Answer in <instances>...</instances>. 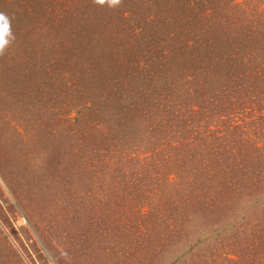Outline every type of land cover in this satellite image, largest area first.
I'll use <instances>...</instances> for the list:
<instances>
[{"label":"rangeland","instance_id":"374dc122","mask_svg":"<svg viewBox=\"0 0 264 264\" xmlns=\"http://www.w3.org/2000/svg\"><path fill=\"white\" fill-rule=\"evenodd\" d=\"M0 13V264H264V0Z\"/></svg>","mask_w":264,"mask_h":264},{"label":"clouds","instance_id":"9594fccd","mask_svg":"<svg viewBox=\"0 0 264 264\" xmlns=\"http://www.w3.org/2000/svg\"><path fill=\"white\" fill-rule=\"evenodd\" d=\"M95 2L103 5L106 0H95ZM107 2L111 5H117L120 0H107ZM11 39H14V37L11 36L10 21L5 14L0 13V56L5 54Z\"/></svg>","mask_w":264,"mask_h":264},{"label":"trees","instance_id":"16d2710c","mask_svg":"<svg viewBox=\"0 0 264 264\" xmlns=\"http://www.w3.org/2000/svg\"><path fill=\"white\" fill-rule=\"evenodd\" d=\"M184 46H185V44H184ZM222 182H225V187L228 186V188H232L234 186L231 180L229 182H226V178H224V177L222 179Z\"/></svg>","mask_w":264,"mask_h":264}]
</instances>
